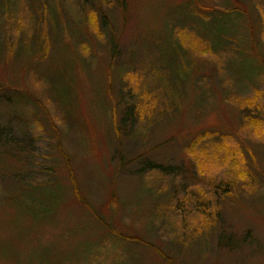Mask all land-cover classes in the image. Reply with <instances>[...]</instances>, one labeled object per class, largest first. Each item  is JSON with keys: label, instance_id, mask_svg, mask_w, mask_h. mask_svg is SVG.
Segmentation results:
<instances>
[{"label": "rangeland", "instance_id": "1", "mask_svg": "<svg viewBox=\"0 0 264 264\" xmlns=\"http://www.w3.org/2000/svg\"><path fill=\"white\" fill-rule=\"evenodd\" d=\"M88 1L97 25L83 0H14L1 14L0 264H167L145 241L175 264H264V126L246 127L264 118V73L248 77L264 68V0ZM179 30L201 48H182ZM204 131L217 134L194 151L200 175L189 146ZM147 160L171 170H145ZM221 182L231 195L212 198ZM156 186L178 201L211 190L219 217L204 241L189 202L187 226L173 206L162 222L150 215ZM23 188L26 209L14 199ZM107 228L144 244L112 250Z\"/></svg>", "mask_w": 264, "mask_h": 264}, {"label": "trees", "instance_id": "2", "mask_svg": "<svg viewBox=\"0 0 264 264\" xmlns=\"http://www.w3.org/2000/svg\"><path fill=\"white\" fill-rule=\"evenodd\" d=\"M107 3H111V2H120L119 5H121L123 2L124 4L126 5L127 7V1L126 0H105ZM86 2L89 3L88 0H83L82 2V6L83 7V13H84V16L86 18V20L90 21L93 25H97V18H96V12L93 10L92 6L89 5L87 6L86 5ZM80 5V7H81ZM38 6V4H37ZM42 6L45 8L48 6L46 4H42ZM14 8V0H0V17H1V14H3L5 17L7 15L10 14L11 10ZM47 8H45V10H47ZM51 8H53L51 6ZM44 10V9H43ZM232 11H230L229 13L230 14H227V15H231V16H234L235 14H237L238 12H240L238 9H231ZM242 13V11H241ZM236 16V15H235ZM239 16V15H238ZM211 15H208V17L206 18V20L208 18H210ZM205 20V19H204ZM203 20V21H204ZM205 20V21H206ZM104 22H106V20L104 19ZM95 27V26H94ZM178 34V38H179V43L181 45V47L183 48L184 47H199L201 48V45L202 44V41L200 42V40H198V37L195 38V36H193V38L190 37V35H188L187 33H185L184 31L182 30H179L177 32ZM50 38V37H49ZM48 38V39H49ZM50 40V39H49ZM187 40L190 41V46L187 44ZM230 40L232 41H229L230 43H233L234 44V39L230 38ZM50 42V41H49ZM32 43V42H31ZM29 43V44H31ZM27 44V45H29ZM51 44V42H50ZM180 47V51H182V48ZM49 48V47H48ZM186 49V48H185ZM258 50V49H257ZM204 49L202 48L201 50V53H203ZM259 51V50H258ZM22 52H25V50H22ZM207 52L204 51L203 54H206ZM260 55L262 56V58H264V53L262 54L260 51H259ZM257 55V54H256ZM44 56V55H43ZM253 57H256L255 55ZM258 57V56H257ZM47 58V57H46ZM45 58V59H46ZM44 60V59H43ZM193 61V59H191ZM256 65V64H254ZM159 68H157L156 70H158ZM176 70V69H175ZM191 70V68H190ZM189 70V71H190ZM263 71L264 73V68H260L259 66L256 65L255 68L252 69V71H249L250 72V75L248 77H251L252 76V79L255 77L256 74H260L261 72ZM159 79V78H158ZM165 85H167L168 83H164ZM108 89L110 90L111 88V83L108 84ZM166 88H169L171 93L174 95V99L176 101H178V97L177 95H181L180 93H176L175 90L170 87V86H167ZM19 97V96H18ZM18 97H15V101L16 103H19L20 99ZM258 97L259 96H253L252 98H249V99H245L244 101L241 100V102L243 103H253V100H256L255 102L258 101ZM11 98H14V97H11ZM25 100V103L28 101V99H24ZM10 101V99L8 100ZM33 102V101H32ZM36 103H38V101H35ZM33 102V103H35ZM23 102L21 108H23L24 104ZM27 103H30V102H27ZM106 104V103H105ZM177 104V107L173 110L172 108L170 110H172V112H177L180 114V105L179 103H176ZM246 108L250 109L251 108V104H248L245 106ZM148 108V107H147ZM243 108V107H241ZM259 110H263L262 108H259L257 111ZM132 112V110H131ZM130 112V113H131ZM260 112V111H259ZM262 113V112H260ZM178 115V114H177ZM138 116L141 118L142 114H138ZM116 117V114H114V123H116L115 121V118ZM248 118V124L246 125V127H252L253 130H254V133L255 134H259V130L262 129V126H264V122L262 120H260L262 118V116L260 115L259 117V114L257 113V115H249L247 116ZM20 117H18L17 119H20ZM127 118V115L124 117V119ZM153 119V118H152ZM264 119V118H262ZM123 120V119H122ZM122 120H121V123H122ZM124 122V121H123ZM0 131H1V134H0V138L3 139V137L7 136L6 132H5V129L0 127ZM5 133V134H4ZM117 133V131H116ZM118 134V133H117ZM217 133L216 132H208V131H204L203 133H201L200 135H198L197 137H195L193 139V141L191 142L190 146H189V153L192 155V157L196 160L193 159V161L195 162V165H197L198 167V170H199V173L200 175L204 174L203 173V169H202V166H205V162H203V159L202 157H199L196 158L197 156L195 155L194 151H197V145L200 141L202 140H205V139H208L210 137H213L214 135H216ZM5 135V136H4ZM27 136V135H26ZM11 138V137H10ZM225 138V136L223 137ZM10 146L14 147L15 150H18L17 146H20V143H16V144H12V142L10 141ZM17 148V149H16ZM22 148V150L20 149ZM19 150L23 151V147H20ZM194 153V154H193ZM184 162V161H183ZM143 169L145 170H148V171H151V170H155V169H160L161 172H165L166 170H171L170 167H167V168H164L162 165L158 164V163H153V161L151 160H147L146 163L144 164V167ZM207 173V172H206ZM246 176H247V173L245 172L242 177H244L246 179ZM239 177V176H238ZM214 182H216L214 180ZM163 183V182H161ZM237 183V182H236ZM220 185H222L223 187V190L221 191V187ZM220 185L218 184L217 186L216 185H211L210 186L212 187L211 190L209 191V193L211 192L213 194V196H211L212 198H216L218 196H221V195H231L229 193V186L231 185L229 182H221ZM233 185V184H232ZM209 186V185H207ZM237 185L235 184L234 187H236ZM167 188V187H165ZM185 188V187H183ZM25 190V193L22 194V195H18L17 197H15L14 199H20L22 200V202L24 203L23 204V209H26L27 208V203L30 202V200H27L30 196V190H27V188H23ZM37 189V188H36ZM210 189V188H208ZM252 189V188H251ZM78 190V188H77ZM167 189H165V191L158 189V187L156 186V188H154V191L153 192H146L148 194H150L151 196V201L149 200V202L151 203V210H150V215L154 218V219H157L159 217V219H161V222L162 220H164L163 218L166 216L168 217L170 214H171V211H170V207L169 206H173V209L175 208L177 214H178V217L180 218V222L184 224V226H187V220L189 219V217H187V215L189 216L188 213H185L184 211H180L179 209L182 210L183 206H186L187 205V202H189V204H192L193 205V208L190 212V215L192 213H194V211L196 212V214H200L201 215V221H200V227L197 228L196 231H194L196 233V236H199L198 240L199 241H204L207 237V234H205L211 226H214V222H216V220L218 219L219 217V211L214 209L212 210L210 208V201L208 199V196H209V193L208 191H206L205 189H196V191H191V192H188V191H185L184 193H186V195L184 196V198L182 199V201H178V199L180 198L179 195H178V191L176 192V190H174L173 192H171V194L169 192H166ZM188 192V193H187ZM51 195H55V193H52ZM79 196V195H78ZM251 197V196H249ZM27 198V199H25ZM257 198V197H256ZM80 199L82 200V196L80 197ZM251 199V198H249ZM158 201V202H157ZM235 201V200H234ZM252 202V201H251ZM168 205V207L166 208V206ZM174 204H176L177 208L174 207ZM218 207H220V205L218 204ZM157 208L159 209V216H157L158 212H157ZM210 209V210H209ZM46 210V209H44ZM194 210V211H193ZM212 210V211H211ZM152 213V214H151ZM163 215V216H162ZM209 218H206L208 217ZM205 218L207 219L208 223L204 224V221H205ZM187 219V220H186ZM214 228V227H213ZM105 231L107 232V237L105 239L107 240H110L109 241V247L113 250V242L114 240L118 243L121 242V240H125L127 241L129 244H134V245H138V243H142V245L144 244V242L142 241V238L141 237H135V236H132V235H127L125 233H121L122 236L120 235H117L116 233L113 232V230L111 231L109 228L105 229ZM127 235V236H126ZM182 237V236H181ZM192 238V237H190ZM118 239V240H117ZM121 239V240H120ZM222 239L225 240V238H222L221 236L219 237V243H221ZM139 240V241H138ZM192 240V239H191ZM97 241V240H95ZM135 242V243H134ZM145 244L156 250L160 256L163 257V259L166 261L167 264H175L174 263V260L168 256L167 254H165L161 249H157L152 243L150 242H147L145 241ZM3 253L2 252V256H3ZM12 255H13V258L15 259H18V252L17 251H14L12 250ZM45 255L46 257L49 259L48 255L46 254L45 252ZM69 259H73L72 257H69ZM68 257H67V260L69 261Z\"/></svg>", "mask_w": 264, "mask_h": 264}]
</instances>
